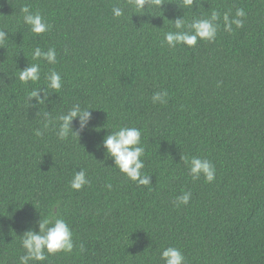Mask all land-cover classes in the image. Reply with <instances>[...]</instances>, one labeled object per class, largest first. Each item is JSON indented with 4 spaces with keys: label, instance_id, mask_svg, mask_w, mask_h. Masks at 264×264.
I'll return each mask as SVG.
<instances>
[{
    "label": "trees",
    "instance_id": "trees-1",
    "mask_svg": "<svg viewBox=\"0 0 264 264\" xmlns=\"http://www.w3.org/2000/svg\"><path fill=\"white\" fill-rule=\"evenodd\" d=\"M25 5L51 29L32 33ZM241 8L243 26L226 31L224 14ZM214 10L213 42L165 43L176 18L187 24ZM0 30L8 35L0 45V264H19L23 234L55 218L72 230L73 250L30 264H164L167 247L184 264H264V0H197L193 9L162 0L144 11L129 0H0ZM37 47L55 48L56 63L33 59ZM31 64L41 78L24 83L19 70ZM51 70L62 88L48 89L46 103L29 101ZM162 91L167 103L154 104ZM74 104L92 113L79 137L44 129V112L55 120ZM120 127L142 132L148 186L121 173L102 147ZM182 156L210 160L215 180L193 181ZM80 169L89 183L77 191L70 182Z\"/></svg>",
    "mask_w": 264,
    "mask_h": 264
},
{
    "label": "clouds",
    "instance_id": "clouds-1",
    "mask_svg": "<svg viewBox=\"0 0 264 264\" xmlns=\"http://www.w3.org/2000/svg\"><path fill=\"white\" fill-rule=\"evenodd\" d=\"M137 10L144 11L146 5L161 7L162 0H129ZM185 8H192L197 5V0H182ZM23 14V23L29 26L32 33L36 35L44 34L51 29V25L40 14L39 11L33 12L27 5L21 7ZM112 13L114 17H122L124 10L121 7H113ZM246 16L245 11L237 9L235 16L230 18L228 13L223 16L224 28L226 31H232V25L237 28L243 26V17ZM220 13L212 11L210 17L193 19L191 23H187L184 17L176 18L173 23L176 31H169L164 35V41L170 48L177 45L184 44L189 47H194L198 40H205L213 42L216 39L218 23L220 20ZM188 29V30H185ZM8 38L7 31L0 30V45ZM33 59H42L49 64L56 63V50L55 48H48L47 51L37 47L33 51ZM40 65L31 64L23 70H19V80L28 83L37 82L40 80ZM47 86L39 89H34L29 93V101L33 98L37 101L38 105L46 103L49 97L48 89L54 90L53 93L58 92L62 88V79L60 73L51 70L45 77ZM43 92V97H41ZM167 92H156L152 96L154 104L167 103ZM36 107V105H33ZM90 107L82 108L80 104H74L66 114L58 116L55 120L51 117L49 112H44V129L47 130L50 126L57 127V136L60 140H65L70 134L79 137L89 124L92 113ZM79 129L74 131L72 124L77 120ZM37 136L43 135L40 129L35 131ZM142 132L136 127H120L117 131H112L104 137L102 147L106 150L108 156L113 158L114 166L119 171L125 174L130 180L137 182L139 185L148 186L151 184V176L145 175L142 172L144 169V161L142 157L145 154V148L141 143ZM186 165L189 167V175L193 181H197L204 177L206 182H213L215 180V166L207 158L193 156L190 159L186 156L182 158ZM89 183L87 174L84 169L77 171L70 182V187L73 190H81ZM109 189L111 184L107 185ZM191 198V192H184L176 198V206L181 204H188ZM51 224V226H49ZM39 231L28 230L26 231L21 240L22 248L25 250L24 254L19 257V264H30V262H42L47 259V255L56 254L57 252H71L74 247L73 233L68 223L62 218H55L54 223L49 219L38 221ZM161 260L164 264H184L185 257L183 253L175 247H167L160 253Z\"/></svg>",
    "mask_w": 264,
    "mask_h": 264
}]
</instances>
